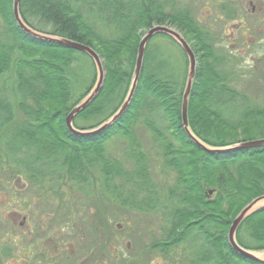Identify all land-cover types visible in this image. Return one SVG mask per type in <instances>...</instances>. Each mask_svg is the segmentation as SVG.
Wrapping results in <instances>:
<instances>
[{
	"label": "trees",
	"instance_id": "16d2710c",
	"mask_svg": "<svg viewBox=\"0 0 264 264\" xmlns=\"http://www.w3.org/2000/svg\"><path fill=\"white\" fill-rule=\"evenodd\" d=\"M12 3L13 0H0V77L12 74L13 101L23 118L22 124L9 128L3 138L13 169L32 173L31 179L65 174L75 183H84L85 171L93 168L101 175L107 190L119 179L120 186L108 190L109 195L121 204L139 209L149 204L152 186L146 157L133 137V128L144 110H161L168 122L164 130L169 131V137L152 120H144L143 124L151 141L161 144L165 167L176 174L169 193L175 204L164 214L167 224L164 238L152 249L167 253L174 245L194 242L200 236L202 243L191 254L190 264H263L238 256L228 244L227 231L247 204L264 197V147L214 155L197 148L186 136L181 122L187 73L181 80L165 74L159 53L150 51L148 45L133 96L121 117L99 134L88 137L71 134L65 118L91 92L96 73L88 80L84 92L73 100L77 83L71 84L70 70L78 61L77 54L89 58L26 35L14 20ZM120 12L118 8L114 11L113 21L120 28L119 36L106 39L65 2H20L19 16L27 27L88 46L101 60L103 84L96 97L74 118V130H94L117 112L133 75L140 41L138 31L166 26L175 28L196 56L187 109L193 136L215 149L264 139V109L245 107L238 111L235 93L227 87L226 57L219 56L209 33L197 26L189 10L165 13L151 1L139 4L137 12L133 4ZM165 38L180 51L187 70L182 50L172 39ZM85 75L89 76L87 72ZM80 82L84 86V80ZM0 115L2 131L14 120L11 105L1 103ZM119 137L127 142L130 170H124L119 161L106 158V144ZM124 184L133 186L136 192L130 191L123 198ZM209 190L215 191L210 199L206 197ZM143 192L145 196L136 202L135 194ZM235 240L245 250L264 252V208L241 223Z\"/></svg>",
	"mask_w": 264,
	"mask_h": 264
},
{
	"label": "rangeland",
	"instance_id": "374dc122",
	"mask_svg": "<svg viewBox=\"0 0 264 264\" xmlns=\"http://www.w3.org/2000/svg\"><path fill=\"white\" fill-rule=\"evenodd\" d=\"M59 1L67 3L106 39L120 34V28L113 24L117 8L120 12L133 4L137 12L139 4L152 1L165 13L189 10L195 14L199 24L213 27L208 37L211 43L214 42L219 56L226 57L227 87L235 93L240 106L238 111L245 107L264 109V0H245L253 2L256 7L254 15L248 3L236 0L232 6L235 16L231 19L216 8L225 3L223 0H200V6L206 5L211 9V12L201 14L196 12L197 0ZM168 28L181 35L175 28ZM148 30L138 31L140 40ZM148 49L159 53L165 74L178 80L185 76L187 70L182 55L169 39L155 37L148 44ZM77 57L78 61L70 70L71 84L77 83L73 100L84 92L88 80L96 73L91 60L78 54ZM86 72L89 76L85 75ZM13 83L11 73L0 77V104L11 105L14 118L0 131V264H25L19 254L23 249L34 251L27 259L24 257L29 264H52L54 261L55 264H190L191 254L202 243L200 236L195 238V243L176 244L167 253L152 249L164 238L167 231L164 214L175 204L169 193L176 182V174L165 167L161 144L151 141V135L143 124L144 120H152L164 130L168 122L162 111L144 110L133 128V137L146 157L152 186L148 193L152 196L148 205L132 209L108 194V190L111 192L120 186L119 179L107 190L101 175L93 168L85 171L87 181L84 183H75L65 174L31 179L32 173L21 168L13 169L3 141L7 130L21 125L23 120L13 101L10 89ZM163 134L170 135L166 130ZM172 143L175 144L174 141ZM127 146L123 138L112 139L106 144V158L117 160L124 170H130L132 163L126 157ZM135 190L133 186L124 184L121 196L125 198ZM135 195V201L139 202L145 192ZM255 254L264 261V253Z\"/></svg>",
	"mask_w": 264,
	"mask_h": 264
},
{
	"label": "water",
	"instance_id": "95a60500",
	"mask_svg": "<svg viewBox=\"0 0 264 264\" xmlns=\"http://www.w3.org/2000/svg\"><path fill=\"white\" fill-rule=\"evenodd\" d=\"M21 0H13L12 3V11H13V16L14 20L17 24V26L21 29L22 32H24L26 35L33 37L38 40H43L49 43H53L56 45H60L69 49H72L74 51L80 52L87 57L91 59L93 62L96 72H97V79L95 86L91 90V92L68 114V116L65 119V125L68 129V131L79 137H88L91 135H96L104 130H106L109 126H111L115 121H117L121 115L124 113V111L127 109L130 100L133 96L136 83L140 74V71L142 69V64H143V57H144V52L145 48L148 44V42L156 35H164L166 37H169L172 39L182 50L184 53L187 62H188V68H187V77H186V83H185V89L184 93L182 95V104H181V122H182V128L186 134V136L189 138V140L200 150L207 154H226V153H231V152H237L241 150H248V149H253V148H260L264 147V139L262 140H255V141H250V142H245V143H239L236 145H232L226 148H210L206 145H204L201 141H199L193 134L191 133L188 122H187V109H188V99L192 87V83L194 80V75H195V69H196V59L195 55L190 49L189 45L186 43V41L179 35L177 32L173 31L171 28H168L166 26H155L152 27L147 31V33L142 37V39L139 42L138 49H137V56H136V61H135V66H134V71L133 75L131 78L129 90L127 93V96L125 100L123 101L122 105L120 108L117 110V112L105 123L100 125L98 128L91 130V131H76L73 129L72 124L74 121V118L76 115H78L81 111H83L89 104L90 102L96 97L97 93L99 92V89L101 88L104 80V73L102 70V65H101V60L99 59L98 55L88 46H85L83 44L70 41L67 39L63 38H58V37H53L49 35H43L40 33H37L27 27L23 21L21 20L19 16V5H20ZM215 193L214 190H209L206 192V197L208 199L211 198ZM264 202V197H258L254 200H252L249 204H247L242 211L238 214V216L233 220L231 223L228 234H227V240L228 244L230 247L233 249V251L243 259L253 261V262H258V263H263L261 259H259L255 253L257 252H252L248 250H244L240 248L235 241V236L237 233V230L241 223L252 213L264 208V205L257 207L259 203ZM261 253V252H258ZM264 253V252H262Z\"/></svg>",
	"mask_w": 264,
	"mask_h": 264
},
{
	"label": "flooded vegetation",
	"instance_id": "af4514ba",
	"mask_svg": "<svg viewBox=\"0 0 264 264\" xmlns=\"http://www.w3.org/2000/svg\"><path fill=\"white\" fill-rule=\"evenodd\" d=\"M225 3H222V4H220L219 6H217L216 8L218 9V12H222L223 13V15L224 16H226V18H233L234 16H235V13H234V11H233V8H232V6H233V4H234V2L236 1V0H223ZM242 1V0H241ZM197 9H196V12L198 13V14H201V13H209V12H211V9H210V7H208V6H200V0H197ZM243 3L244 4H246V3H248V6H250L251 7V13L254 15L255 14V12H256V7L253 5V2H251V1H243ZM207 5H208V3H206ZM191 13V12H190ZM191 15H192V17H193V19H194V22L197 24V26L201 29V30H203V31H205V32H207V33H209V32H212L213 31V27H212V25H202V24H199V21L196 19V17L194 16L195 14L193 13H191ZM242 23V22H241ZM10 252V251H9ZM34 251L33 250H31V249H23V250H21L20 252H19V254H21V257H22V262H24L25 264H29V262H27L26 260H25V258L27 259L28 257H30V254H32ZM8 256H10V253H8ZM18 257L20 256V255H17ZM25 257V258H24ZM38 257V256H37ZM39 261V260H38ZM52 264H55V261H54V263H52Z\"/></svg>",
	"mask_w": 264,
	"mask_h": 264
},
{
	"label": "bare ground",
	"instance_id": "6f19581e",
	"mask_svg": "<svg viewBox=\"0 0 264 264\" xmlns=\"http://www.w3.org/2000/svg\"><path fill=\"white\" fill-rule=\"evenodd\" d=\"M262 205H264V202L259 203V205H258L257 207H260V206H262Z\"/></svg>",
	"mask_w": 264,
	"mask_h": 264
}]
</instances>
